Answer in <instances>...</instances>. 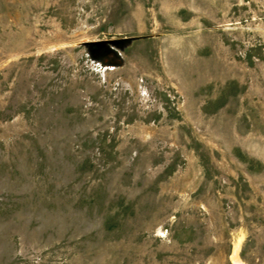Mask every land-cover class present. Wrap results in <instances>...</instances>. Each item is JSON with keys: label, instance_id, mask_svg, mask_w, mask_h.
<instances>
[{"label": "rangeland", "instance_id": "1", "mask_svg": "<svg viewBox=\"0 0 264 264\" xmlns=\"http://www.w3.org/2000/svg\"><path fill=\"white\" fill-rule=\"evenodd\" d=\"M0 264H264V0H0Z\"/></svg>", "mask_w": 264, "mask_h": 264}]
</instances>
